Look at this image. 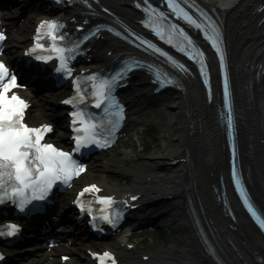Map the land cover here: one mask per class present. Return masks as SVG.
Returning <instances> with one entry per match:
<instances>
[{
	"label": "bare ground",
	"instance_id": "obj_1",
	"mask_svg": "<svg viewBox=\"0 0 264 264\" xmlns=\"http://www.w3.org/2000/svg\"><path fill=\"white\" fill-rule=\"evenodd\" d=\"M111 1L119 5L120 11L126 16L132 15V9L128 5L131 0ZM209 1L212 4H215V1L219 2L222 12L226 15L230 40L235 52V65L253 63L264 51V34L262 33L264 26L258 27L257 25L261 15L252 12L253 4L260 0ZM110 46L111 43L106 44V47ZM248 73L244 74L247 86L250 84L252 72L248 70ZM191 82L182 94L184 101L174 96L164 102L160 101L168 116V130L173 137L171 139L172 149L167 154L159 156V161L153 162L152 165L144 163L134 168L136 178L134 188L144 193L143 201L147 203L151 199L157 198L158 201L162 199L164 202L162 208L167 213L164 218L179 224L185 235L181 238L173 237L167 251L153 253L146 259L143 258L144 260L139 259L138 262L144 264H216L204 251L194 231L189 229L188 220L181 208L185 184L188 183L186 185L189 187V192L194 196L202 217L206 221L208 231L216 242L218 252L225 257L223 258L229 264H264V262L259 263L255 260L256 256H262L264 259V241L251 229L243 216H240L235 224L238 229H231L229 225L232 221L222 213L221 205L215 200L212 183L218 179L220 174L218 171L223 170L226 173L222 168L220 133L215 123L214 111L210 105L205 103L201 90ZM253 82L251 88L253 92H249L248 88L247 102L243 101L242 133L245 139L244 150L248 153L246 166L249 168L254 190L258 192L259 198H262L264 203V77L258 81L255 79ZM130 96L137 102L146 101L151 97L146 77L134 83ZM148 108L149 106L140 108L139 113H143ZM188 155V164L180 160L177 164H169L175 158L180 159ZM149 166L153 168L148 171H154L157 174L149 180L150 182L145 173ZM151 180L157 181L156 187L152 188L149 185ZM147 181L148 184L143 185ZM101 184L106 186L107 182L103 180ZM234 205L238 208L237 203ZM46 264L54 263L47 259Z\"/></svg>",
	"mask_w": 264,
	"mask_h": 264
},
{
	"label": "snow or ice",
	"instance_id": "obj_2",
	"mask_svg": "<svg viewBox=\"0 0 264 264\" xmlns=\"http://www.w3.org/2000/svg\"><path fill=\"white\" fill-rule=\"evenodd\" d=\"M167 2L175 15L180 17L182 14L185 20L195 24L197 28L201 27L200 24L192 20L187 12H184L178 5H174L172 0H167ZM146 10L153 14L156 13V9L151 8V6ZM159 18L163 19L164 13H159ZM45 26H47L46 36L50 41L48 48L45 49V45L39 43L41 37L38 29V34L35 37L37 43L31 51L35 52L37 49H41L55 52L60 61V67L56 68V71L66 72L70 76L71 69L67 67V57L64 55L66 49L57 46L65 40V34L58 32V28L62 27V25H58L55 21H44L41 22L39 28H44ZM170 27L173 30L183 32L175 24H172ZM156 34L161 39H164L161 31H157ZM206 35L216 50L221 53V60L223 61L224 56L218 43V33L213 29L212 35H208L207 33ZM5 39L4 33L0 32V41ZM167 42L172 43V40L169 38ZM188 43L191 44V41L189 40ZM148 47L155 48L150 43ZM74 50V48L67 49L68 52H74ZM183 50L181 49V51ZM155 51L159 52L160 49L155 48ZM162 54L167 55L166 53ZM35 58L42 61L53 59L50 55H37ZM119 76L120 74H117L112 79H101L98 82H96L97 77L95 75L87 78L89 81H92L90 84L92 89L91 97L94 98L95 108H101L107 101L108 103L104 107V112L109 113L115 101V98L112 96V89ZM16 87H18L16 76L9 73L4 62L0 61V204L5 203V201H11L13 204L18 205L20 211H23L25 206L32 201L44 200L53 186L58 182L65 185L69 184L73 177L78 176L85 168L72 158V153L62 151L53 144L43 142L44 136L51 131L50 126L43 125L39 128H33L24 123V113L28 105L26 101L13 92V89ZM74 87L80 102L84 103L86 97L81 91L79 78L74 82ZM224 94L225 97L228 96L227 77L225 78ZM64 103L72 104V99L66 100ZM116 107L121 108L122 111L121 106L117 104ZM70 115L73 117V131L76 133L74 136L75 151H79L82 146L89 144H95L101 148L109 145L107 138L101 139L100 137L103 136L104 131H108L109 135H111L116 129L118 121L109 120L107 124L104 121L97 122L91 113H86L83 110L73 111ZM77 124L79 127H77ZM99 191L97 186L91 185L85 188L79 195L83 196L87 192ZM132 199H136V197H132ZM98 203L110 206L114 203V200L112 197H100L98 198ZM245 204L248 205L249 211L255 216L256 213L252 209V205L248 204L247 198H245ZM81 210H84L83 205H81ZM102 219L115 226L110 215H104ZM5 227L9 236L19 231L18 226L15 224H8ZM261 227H264V222H261ZM3 234L4 231L0 230V235ZM94 255L99 260V264H105L106 259L111 257V253L109 252ZM112 264H115L114 258H112Z\"/></svg>",
	"mask_w": 264,
	"mask_h": 264
},
{
	"label": "rangeland",
	"instance_id": "obj_3",
	"mask_svg": "<svg viewBox=\"0 0 264 264\" xmlns=\"http://www.w3.org/2000/svg\"><path fill=\"white\" fill-rule=\"evenodd\" d=\"M167 120L168 116L163 111L157 112V119L155 121L157 122L160 131L153 138L148 139L149 143L147 145L146 152L142 155H137V160L141 163L149 162L151 164L152 161H157L159 156H162L171 150V147H169V145L172 144L171 139H173V137L169 135V130L167 128ZM156 140H158V142H156ZM166 224L169 228H171V232L166 231L160 237L147 238L146 243L150 244V247L146 249L147 251H164L167 249L166 246L170 248L169 243L173 237L181 238L185 235V233L182 229L179 228L177 223L168 220L167 222H165V225Z\"/></svg>",
	"mask_w": 264,
	"mask_h": 264
}]
</instances>
